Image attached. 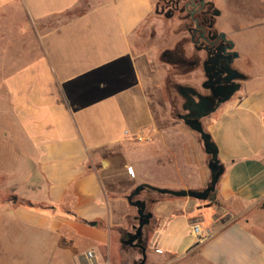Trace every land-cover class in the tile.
I'll return each instance as SVG.
<instances>
[{"label":"crops","instance_id":"1","mask_svg":"<svg viewBox=\"0 0 264 264\" xmlns=\"http://www.w3.org/2000/svg\"><path fill=\"white\" fill-rule=\"evenodd\" d=\"M17 1L0 0L2 14ZM21 1L40 23L87 8L44 34L38 24L34 39L25 25L18 28L17 66L4 65L16 69L2 84L15 103L17 140L33 152L14 196L0 201V262L43 264L45 252L50 264H92V252L93 264H112L114 252L115 264H136L135 249L123 253L126 227L103 182L120 152L130 155L121 172L129 178L125 168H132L139 185L202 191L210 182L199 135L185 123L157 121L145 61L151 51L131 46L156 0ZM253 28L264 33V20ZM247 30L233 38L248 78L203 121L225 167L216 200L169 197L153 205L147 264H264V52ZM126 131L152 139L136 147Z\"/></svg>","mask_w":264,"mask_h":264},{"label":"rangeland","instance_id":"2","mask_svg":"<svg viewBox=\"0 0 264 264\" xmlns=\"http://www.w3.org/2000/svg\"><path fill=\"white\" fill-rule=\"evenodd\" d=\"M218 1V5L225 12V20H223L226 22L228 30L234 28L233 30L236 29L241 32L245 28L249 29L247 30V36L250 38H259L261 41V44L258 46L259 54L260 52H264V33L257 32L253 28V25L257 26L264 20V0ZM86 2L88 0H83V3ZM21 3L22 1L20 2L19 0L13 6L6 7L5 9H7L8 15H3L0 11V201L14 196L12 189L22 180L23 175L25 177L27 176V168H30L28 167V163L32 160L31 156L33 152L30 144L23 142L24 140L21 139V142L17 140L23 136H21L22 134L18 130L15 116V103L11 101L8 89L2 84L6 75L16 71L13 68L8 70L4 65L11 67L15 61V65L17 66V60L15 59L18 57L21 46V40L18 38V28L24 25L25 28H29L28 39H30L37 34L35 26L38 24H40L41 34H44L50 30L49 25L54 29L61 24L67 23L72 17L80 14L87 8V6L81 4L68 13L53 16L40 23L34 14V7H23ZM40 8L43 10L44 7ZM4 17L6 20L2 19ZM177 28L178 24L176 20H169L155 12L137 32V37L131 41L132 48L137 49L138 52L144 53L151 51V54L146 56L145 61L149 67L148 70L151 72V79L154 83L150 96L152 107L159 123H184L177 117V112H181L182 110L183 98L177 92L176 86L191 84L200 89V84L203 81V75L199 69L195 72L187 73L185 71L184 73L180 67L169 63L162 57L166 49L175 46L177 37L173 31L175 32ZM45 43L47 41H41L40 46L42 49H44ZM120 129L122 130L123 126ZM146 143L134 145L136 147L140 145L143 148L141 145ZM120 153L122 155H118L114 166L110 169L112 173L108 174L109 176H106L103 182L107 193H109V198L113 203L114 212L122 215V219L124 220L126 228L121 230V236H123L126 232H133V227L138 225V221L136 220L138 218L137 210L128 203L127 196L139 184L137 179L129 174L128 169L125 168V171H127V177L129 178H126L121 172L124 159L127 161L130 155H125L122 151ZM21 158L25 160L26 165L22 164L23 161ZM150 185L160 187L155 185V183ZM144 197L146 198V196L141 195L137 199H143ZM121 247L123 253H129L131 251L123 244ZM113 251L117 250L113 248ZM45 255V252L41 255L43 264H50L45 259ZM136 255L139 260V254L136 253ZM110 261L112 264H115L114 252ZM10 263L29 264L27 262H21L18 259H13ZM109 263L107 262V264ZM102 264L106 263L103 262Z\"/></svg>","mask_w":264,"mask_h":264},{"label":"flooded vegetation","instance_id":"3","mask_svg":"<svg viewBox=\"0 0 264 264\" xmlns=\"http://www.w3.org/2000/svg\"><path fill=\"white\" fill-rule=\"evenodd\" d=\"M218 2L156 0L155 12L169 20H176L178 24L177 30L173 31L177 42L173 48L166 49L162 57L180 67L184 73L199 69L203 75L200 89L191 84L176 86L177 92L183 98L182 110L177 112L178 119L189 113L184 110L185 106L189 109L194 107L189 97L194 98L196 102H199L201 97L211 98L214 106L220 104L218 111L224 105L222 101L229 94L231 87H236L233 83L241 84L248 78L245 70L248 61L241 55L240 46L233 38V32L239 30H228L224 21L225 12ZM181 87L190 88L193 92L182 90V93ZM237 95L238 93L234 97Z\"/></svg>","mask_w":264,"mask_h":264},{"label":"water","instance_id":"4","mask_svg":"<svg viewBox=\"0 0 264 264\" xmlns=\"http://www.w3.org/2000/svg\"><path fill=\"white\" fill-rule=\"evenodd\" d=\"M241 78V77H238ZM236 87L230 89L229 94L222 101L223 104L230 101L235 94L239 93L241 90V84L233 83ZM182 90H187L188 92H193L190 88L181 87ZM193 108L189 109L187 106L184 110L189 111L188 114L179 117L194 133L199 135L205 153L210 157L208 168L210 170V182L208 186L202 190H173L168 188H160L152 186L148 183H143L135 187V189L127 196L128 203L136 208L138 214V225L133 227V232H129L125 239L121 242L123 245L139 249L141 251V258L139 264H147L148 254H147V242L144 237V230L150 225L151 220L154 215L152 212H148L147 203L141 199H137L141 193L145 191H152L160 195L174 197V198H190L195 199L200 202H207L212 194L217 190V186L220 182L221 177L225 172V167L219 159V149L218 146L212 140V136L205 130L203 126V119L209 117L211 114L215 113L220 107V104L214 106V101L211 98H200L199 102H196L194 98L189 97ZM194 110L196 111L194 113Z\"/></svg>","mask_w":264,"mask_h":264},{"label":"trees","instance_id":"5","mask_svg":"<svg viewBox=\"0 0 264 264\" xmlns=\"http://www.w3.org/2000/svg\"><path fill=\"white\" fill-rule=\"evenodd\" d=\"M199 139H200V137H199ZM217 193H218V190H216V192L211 195V197L209 198V202H211V203L215 202L216 197H217ZM141 195L142 196H146V198L144 197L141 200H143V201H145L147 203V210H148V212H151V207L153 205L157 204L158 202H160V201H162V200H164L166 198H169V197H166L164 195H160V194L155 193V192H152V191H145V192L141 193ZM136 220L138 221V218ZM135 226H137V225H135ZM128 233L129 232H126L125 235L122 236V240L126 238V236H127ZM144 237H145V234H144ZM146 242H147V240H146ZM125 247L128 248V249H130V250L131 249H134V248H131V247H128V246H125ZM135 250L137 251L136 253H138L139 256H140V258H141V251L139 249H135ZM139 260L136 262V264H139Z\"/></svg>","mask_w":264,"mask_h":264},{"label":"built area","instance_id":"6","mask_svg":"<svg viewBox=\"0 0 264 264\" xmlns=\"http://www.w3.org/2000/svg\"><path fill=\"white\" fill-rule=\"evenodd\" d=\"M125 134L129 135L130 138L138 143H146V142H149L151 141L152 137L151 135H148L146 133V131H143V132H138L136 134H131L126 131ZM128 172L130 175H132L133 177H135V174H134V171L132 168H128ZM194 233H196L197 235L200 234V227L198 225H196L194 227ZM158 253H160V251H158ZM86 257L88 258L89 262L90 263H94V253L92 252H88V254L86 255Z\"/></svg>","mask_w":264,"mask_h":264}]
</instances>
